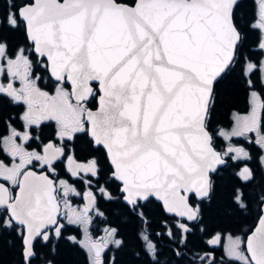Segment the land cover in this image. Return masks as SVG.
<instances>
[{"label":"snow or ice","instance_id":"obj_1","mask_svg":"<svg viewBox=\"0 0 264 264\" xmlns=\"http://www.w3.org/2000/svg\"><path fill=\"white\" fill-rule=\"evenodd\" d=\"M258 85L264 0H0V264H173L196 231L225 239L221 185L217 212L258 209L225 255L264 264Z\"/></svg>","mask_w":264,"mask_h":264},{"label":"trees","instance_id":"obj_2","mask_svg":"<svg viewBox=\"0 0 264 264\" xmlns=\"http://www.w3.org/2000/svg\"><path fill=\"white\" fill-rule=\"evenodd\" d=\"M248 3L249 11L251 12L255 7V0H246ZM258 34H254V38ZM257 90L263 91L261 86L258 85ZM248 107V93L242 83H237L233 86L227 95L226 102L220 108L219 120L220 122L228 126L231 119L232 112H243ZM253 156H256V152H253ZM229 190L223 187L218 188L214 196V205L213 210H209L205 214V223L209 231H220L222 233H232V234H244L252 226L257 207L255 204L252 205V208L247 212L237 216H228L223 212H217L215 206L226 204L229 198ZM157 230L160 228L155 227ZM208 237L205 233L196 231L193 236L189 238V244L187 249H183L186 253L183 260H180L179 257L173 260V264H176L177 260H180V264H197L199 260L198 257L202 256L205 252L211 251L212 255L215 256L216 262L221 258L222 264H236L235 261L229 260L224 257L221 248L219 247H210L204 243L205 238ZM168 253L165 252L164 256L161 257L162 261L167 259ZM195 258V259H194ZM6 259H14L13 255L9 253ZM74 264H86V259L83 253L79 256L74 257Z\"/></svg>","mask_w":264,"mask_h":264},{"label":"flooded vegetation","instance_id":"obj_3","mask_svg":"<svg viewBox=\"0 0 264 264\" xmlns=\"http://www.w3.org/2000/svg\"><path fill=\"white\" fill-rule=\"evenodd\" d=\"M261 89H263V91H260V90H257V91H259V92L261 93L262 98H264V86H261ZM248 109H249V102H248V107H247V109H246L245 111H243V112H239V113H240V114L245 113L246 111H248ZM240 142L243 143L242 140H241ZM74 202H75V203H79L80 201H79V200H76V201H74ZM252 218H254V220H253V222H252V226H251V228L253 227V225L256 223V221H257V219H258V209L256 210L255 214H253ZM156 226H157L156 224L153 225V230H154V231H160L161 229L157 230V229L155 228ZM223 234L226 235V234H229V233L224 232ZM237 235H240V234H237ZM157 239H158V238H157ZM164 244H165V246H166V245H167V241H165ZM173 246H175V245H173ZM208 246H209V245H208ZM210 247H212V246H210ZM215 247H219V248H221L222 253H223V249H222V245H221V244L218 245V246H215ZM208 253H212V252H211V251H208ZM203 255H204V254H203ZM223 255H224L225 258L229 259L224 253H223ZM177 259H178V258H177ZM220 260H221V258L218 260L219 262H217L216 264H222ZM229 260H230V259H229ZM196 263L199 264V260H198Z\"/></svg>","mask_w":264,"mask_h":264},{"label":"rangeland","instance_id":"obj_4","mask_svg":"<svg viewBox=\"0 0 264 264\" xmlns=\"http://www.w3.org/2000/svg\"><path fill=\"white\" fill-rule=\"evenodd\" d=\"M256 1V0H255ZM250 110V108L248 109V111ZM248 111H246L245 113H242V115L243 114H246ZM213 232H216V231H213ZM227 235L228 234H226V235H224V237H225V239L224 240H222V242H221V245H222V249H223V253L225 254V251H224V244L226 243V237H227ZM208 239V237H206L205 238V241ZM217 263V262H216ZM199 264H200V262H199Z\"/></svg>","mask_w":264,"mask_h":264},{"label":"water","instance_id":"obj_5","mask_svg":"<svg viewBox=\"0 0 264 264\" xmlns=\"http://www.w3.org/2000/svg\"><path fill=\"white\" fill-rule=\"evenodd\" d=\"M256 223H257V221H256ZM256 223H255V224H256ZM255 224L253 225V227L255 226ZM253 227H252V228H253Z\"/></svg>","mask_w":264,"mask_h":264}]
</instances>
